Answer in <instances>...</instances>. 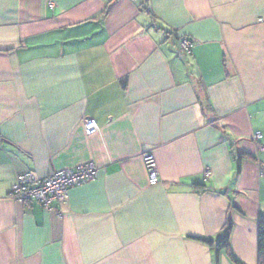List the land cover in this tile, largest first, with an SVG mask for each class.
<instances>
[{
  "label": "crops",
  "instance_id": "0c3cea01",
  "mask_svg": "<svg viewBox=\"0 0 264 264\" xmlns=\"http://www.w3.org/2000/svg\"><path fill=\"white\" fill-rule=\"evenodd\" d=\"M89 164L60 214L11 196ZM229 217L258 264L264 0H0V264H232Z\"/></svg>",
  "mask_w": 264,
  "mask_h": 264
},
{
  "label": "built area",
  "instance_id": "2783aa9c",
  "mask_svg": "<svg viewBox=\"0 0 264 264\" xmlns=\"http://www.w3.org/2000/svg\"><path fill=\"white\" fill-rule=\"evenodd\" d=\"M192 47V42L189 40H182L180 43L181 50L186 53L191 52ZM84 129L91 136L96 134L100 128L96 120L86 119ZM260 139H262V134L257 133L255 140ZM142 158L148 174L149 185L157 186L161 178L156 156L153 152H147ZM97 176L98 169L92 164L78 166L73 170L55 172L43 179L27 172L18 176L12 187L11 196L20 203L37 202L45 210L60 214V207L67 202L70 190L95 180Z\"/></svg>",
  "mask_w": 264,
  "mask_h": 264
},
{
  "label": "trees",
  "instance_id": "16d2710c",
  "mask_svg": "<svg viewBox=\"0 0 264 264\" xmlns=\"http://www.w3.org/2000/svg\"><path fill=\"white\" fill-rule=\"evenodd\" d=\"M144 10L150 12L148 8H144ZM245 157L249 158L247 154L242 153L240 154L239 159L242 160ZM236 210L240 211L239 208L237 207ZM233 229H234V223L232 218L229 217L223 233L217 240H211V239H196V240L204 244H207L209 247L214 248L218 254H220L222 251H225L232 264H243L231 250V237H232ZM258 264H264V221L263 220L259 222V229H258Z\"/></svg>",
  "mask_w": 264,
  "mask_h": 264
}]
</instances>
